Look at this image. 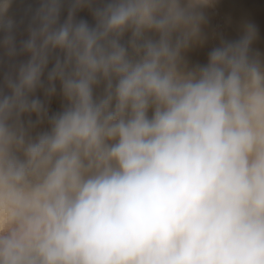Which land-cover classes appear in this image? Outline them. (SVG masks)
<instances>
[{
  "label": "clouds",
  "instance_id": "clouds-1",
  "mask_svg": "<svg viewBox=\"0 0 264 264\" xmlns=\"http://www.w3.org/2000/svg\"><path fill=\"white\" fill-rule=\"evenodd\" d=\"M15 3L0 0V264H264L256 24L226 38L217 0Z\"/></svg>",
  "mask_w": 264,
  "mask_h": 264
},
{
  "label": "rangeland",
  "instance_id": "rangeland-1",
  "mask_svg": "<svg viewBox=\"0 0 264 264\" xmlns=\"http://www.w3.org/2000/svg\"><path fill=\"white\" fill-rule=\"evenodd\" d=\"M29 4L34 5L35 0H16L14 9L19 11H16V15L25 12ZM209 12L211 27L223 32L226 38L229 39L239 36L242 23L252 22L256 24L259 30V38L254 47L264 52V0H217V4ZM80 15L89 20L91 19L87 12H82ZM211 46L212 42L205 48L195 49L189 53L192 62L205 63L207 61V52ZM52 108L53 110L58 109L59 101L54 100Z\"/></svg>",
  "mask_w": 264,
  "mask_h": 264
},
{
  "label": "bare ground",
  "instance_id": "bare-ground-1",
  "mask_svg": "<svg viewBox=\"0 0 264 264\" xmlns=\"http://www.w3.org/2000/svg\"><path fill=\"white\" fill-rule=\"evenodd\" d=\"M25 2V1H24ZM223 4V3H222ZM15 7V6H14ZM16 7H19V6H16ZM226 7V6H225ZM14 10V13L16 14L17 12H19V11H17V10H15V9H13ZM17 11V12H16ZM248 11V10H247ZM24 14H25V12H22V13H19L18 15H16L17 16V18H20V17H22V16H24ZM84 16V15H83ZM236 33V32H235ZM237 35H238V33H236ZM235 38H238V36H235Z\"/></svg>",
  "mask_w": 264,
  "mask_h": 264
}]
</instances>
